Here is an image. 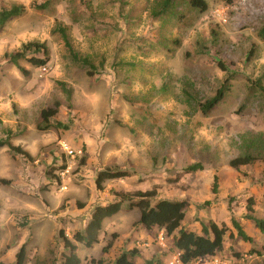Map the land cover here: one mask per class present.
<instances>
[{"label": "rangeland", "instance_id": "374dc122", "mask_svg": "<svg viewBox=\"0 0 264 264\" xmlns=\"http://www.w3.org/2000/svg\"><path fill=\"white\" fill-rule=\"evenodd\" d=\"M166 1L0 0V10L26 8L0 30V141L28 154L0 148V264L22 247L25 264H53L65 252L60 229L72 239L97 204L139 191L187 201L188 230L230 229L220 251L193 264H264L250 253L264 232L244 217L252 198L264 219V0H206V11L176 0L162 13ZM34 42L48 48V64L15 65L12 54ZM226 79L224 99L205 115L201 105ZM56 104L46 127L42 112ZM245 155L256 160L230 165ZM105 168L129 176L100 190ZM140 215L126 200L97 243L78 244L82 264H113L124 253L134 264H182L173 237L146 229Z\"/></svg>", "mask_w": 264, "mask_h": 264}, {"label": "trees", "instance_id": "16d2710c", "mask_svg": "<svg viewBox=\"0 0 264 264\" xmlns=\"http://www.w3.org/2000/svg\"><path fill=\"white\" fill-rule=\"evenodd\" d=\"M172 1L167 0L162 13L166 12V7ZM190 6L197 8L201 11L208 10V3L206 0H187ZM226 3H232L233 0H221ZM26 11L24 6L14 5L10 8H3L0 10V30L3 29L6 24L14 18L22 16ZM61 34L65 45L69 51L73 53L72 46L69 43V38L65 33L63 27H59L58 30ZM260 35L264 38V25L260 31ZM34 51L36 53H42L43 57H26V52ZM74 54V53H73ZM74 57L75 54H74ZM15 65H18V61L21 59L27 60L34 67H41L47 65L50 61L49 50L45 44L38 42L28 43L24 45L22 51H17L11 56ZM20 68V71L24 75H28V71L25 68ZM230 79H226L223 86L218 89L216 95L207 100L201 105L202 112L208 114L217 104H219L225 97V93L228 90V83ZM58 104L54 108H49L42 112V118L46 122V127L51 125L52 119L58 114ZM46 129V128H44ZM4 141H0V148L8 146ZM10 147H13L9 145ZM15 151L23 153L28 156L27 152L23 151L19 147H13ZM264 159V157H262ZM256 160L255 157L245 155L238 157L230 162V165L236 169L242 166L252 164ZM65 165L60 167L61 171L65 170ZM198 166L189 167L187 172H193L198 170ZM129 173L121 169L105 168L101 169L96 176L95 184L98 189L104 188V183L109 180L123 179L128 177ZM214 189H218V179L215 180ZM120 196L115 201L108 202L106 204H97L94 207L92 215L87 224L76 231H74L72 239L69 238L63 229L59 230L58 236L65 249L62 257L56 259L53 264H82V259L79 255V246L82 244L86 247H92L98 242V235L102 230L104 221L120 212L124 202L129 201V208H139L141 211L139 224L143 225L146 229L159 228L164 229L167 236H172L174 241V249L179 253V259L182 264H193L201 258L207 256H213L223 248L225 237L229 234L230 229L223 225L220 226L214 222L202 225L200 233H196L193 230H188L183 227V221L185 220V210L188 206V202L185 200H171L166 198L154 199L155 192L139 191L136 194L129 197L127 193L120 192L117 194ZM136 198V200L134 199ZM264 198V194H263ZM255 201L252 198L249 199L247 208L248 213L244 216L247 221L253 223L261 232H264V219H259L254 215ZM233 225L237 231V236L246 242L251 241V237L245 232L242 225L238 220H233ZM251 254L257 256H264V246L261 248H252ZM26 261V249L22 247L16 256V261L11 264H25ZM113 264H134L133 256L128 253L120 255ZM152 264H155L154 262Z\"/></svg>", "mask_w": 264, "mask_h": 264}, {"label": "built area", "instance_id": "2783aa9c", "mask_svg": "<svg viewBox=\"0 0 264 264\" xmlns=\"http://www.w3.org/2000/svg\"><path fill=\"white\" fill-rule=\"evenodd\" d=\"M70 153L72 154L73 152H70ZM178 260H179V261H178ZM178 260H177V261L180 262V259H178Z\"/></svg>", "mask_w": 264, "mask_h": 264}]
</instances>
